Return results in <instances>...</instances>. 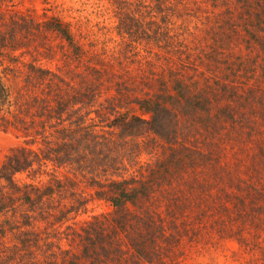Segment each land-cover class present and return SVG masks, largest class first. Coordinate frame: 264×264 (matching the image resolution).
<instances>
[{
    "label": "trees",
    "instance_id": "trees-1",
    "mask_svg": "<svg viewBox=\"0 0 264 264\" xmlns=\"http://www.w3.org/2000/svg\"><path fill=\"white\" fill-rule=\"evenodd\" d=\"M13 1L0 0V132L18 140L0 167V264H166L189 237V211L202 221L203 202L224 205L240 180L226 144L250 139V96L233 55L216 43L183 50L168 19L184 0H115L130 35L110 58L136 74L93 66L106 49L87 58L57 18L46 25L71 53L56 72L25 59L41 28L8 16ZM243 27L254 42L264 35V0H250ZM166 47L176 58L153 55ZM161 61L169 78L153 72ZM97 202L111 211L94 212Z\"/></svg>",
    "mask_w": 264,
    "mask_h": 264
},
{
    "label": "rangeland",
    "instance_id": "rangeland-1",
    "mask_svg": "<svg viewBox=\"0 0 264 264\" xmlns=\"http://www.w3.org/2000/svg\"><path fill=\"white\" fill-rule=\"evenodd\" d=\"M114 1L14 0L13 4L7 3L3 10L8 16L33 20L41 28V33L34 32L35 42L31 52L25 56L27 61L36 56L44 67L56 72L64 66L63 53H71L70 48L68 45L64 47L65 40L63 41L57 32L50 31L46 25L57 18L69 26L70 32L76 36L77 43L85 45V52L89 54L87 58L92 57L91 53H103L102 49H106L107 56H102L105 63L96 64L94 59L93 66L113 70L126 78L125 67L134 75L138 65L125 62L121 67L110 58L114 50H120V35H130L118 29L120 21L116 16L118 9ZM122 1H127L128 5L137 2ZM142 5L151 7L154 4L148 1ZM130 8L126 15L132 17L136 14L135 7ZM170 8V4L165 5L166 12L174 14V10L171 11ZM175 12L178 15L174 14L168 22L171 24L170 29L172 23L179 28V39L185 37L186 41L181 42L184 51L192 54L198 51H213L210 43H216L215 47L226 49L227 53L233 55V67H238L241 71L239 81L249 90L250 139H236L239 134L237 132L233 135L234 142L226 144L229 148L228 156L232 158L231 166L239 169L240 180H236L235 184L228 188L230 197L224 201L225 206L216 201L203 202L207 213H199L202 221H197L196 213L189 211L186 217L190 223L189 237L180 245L174 244V256L166 264H264V35L258 32L254 42L251 34L249 35L243 27L248 20L250 0H227L224 3L219 2L215 7L212 6L211 0H184ZM135 18L139 19L137 15ZM134 22L137 24V20ZM150 22L147 19L142 23L143 27ZM138 24L130 31L136 36L141 35ZM101 28L105 29L100 31ZM167 48H155L153 55L159 53V57H163L172 53L176 58L173 49L171 48L170 52ZM235 56L238 66L233 62ZM150 59L153 64L157 63V57L152 56ZM161 64H165V61L153 67L154 74L169 78L168 74L162 71L164 67ZM17 143L14 135L0 132V167L10 148ZM92 207L96 213L111 211L104 202H97Z\"/></svg>",
    "mask_w": 264,
    "mask_h": 264
}]
</instances>
